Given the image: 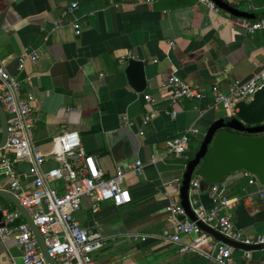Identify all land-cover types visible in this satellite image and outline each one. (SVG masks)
<instances>
[{
    "label": "crops",
    "instance_id": "crops-1",
    "mask_svg": "<svg viewBox=\"0 0 264 264\" xmlns=\"http://www.w3.org/2000/svg\"><path fill=\"white\" fill-rule=\"evenodd\" d=\"M212 1L218 12L199 0H0V61L24 80L22 97L32 100L40 118L34 140L41 152L49 156L55 137L77 132L106 179L119 168L125 173L131 203L121 208L101 203L95 210L94 202L84 198L75 214L83 228L108 237L105 248L94 254V264H215L168 241L174 229L166 220L167 207L174 200L182 204L187 165L208 128L225 116L210 108L211 88L228 91L235 81H247L261 70L264 30L250 34L239 25L246 20L241 14H258L251 0ZM74 3L78 8L70 13ZM25 50L41 56L19 73L18 58ZM130 59L145 64L144 92H137L128 78ZM174 75L201 87L207 98L171 103ZM151 110L156 114L146 122ZM124 117L134 127L126 126ZM190 128L197 134L191 135L188 157L169 155L167 141ZM138 161L142 175L133 170ZM57 165L47 157L44 169ZM20 168L27 173V165ZM225 183L236 229L264 237V186L251 185L245 171ZM55 186L65 193L64 182ZM0 189L10 190L5 178H0ZM196 198L204 209L214 208L208 190L200 188ZM16 211L13 202L0 197L3 220ZM194 238L186 235L183 242ZM251 253L248 260L243 250L234 249L233 258L238 264H264V250ZM22 255L14 238L7 244L0 239V264H23Z\"/></svg>",
    "mask_w": 264,
    "mask_h": 264
},
{
    "label": "built area",
    "instance_id": "built-area-1",
    "mask_svg": "<svg viewBox=\"0 0 264 264\" xmlns=\"http://www.w3.org/2000/svg\"><path fill=\"white\" fill-rule=\"evenodd\" d=\"M231 2L232 0H224ZM150 2V1H149ZM216 12L219 9L211 0H199ZM78 3L72 4L69 12L73 13ZM76 33L81 34L80 24L75 23ZM239 25L248 33L253 34L264 30V18L259 20L241 21ZM41 54L25 50L18 58L19 73L28 63H35ZM23 81L19 76L10 74L4 62L0 61V104L7 116L8 139L0 149V178L8 182L10 192L21 202L31 215L35 226L44 236L49 255L56 264H94V254L105 248L108 237L98 230L83 228L76 220L75 214L81 209L84 198L94 202L98 210L101 203H112L121 208L131 203L132 198L125 185V173L119 168L117 175L106 179L105 173L99 168L97 159L89 155L83 147L77 132H66L53 139V149L49 156L44 155L34 140V130L40 118L34 112L33 102L22 97ZM264 85V64L259 72L247 81H235L228 91L216 85L210 90V108L222 110L234 118L237 116V104L250 101ZM171 88L170 101L175 104L184 98L204 100L207 93L199 86H191L179 76L169 80ZM153 106V100L146 96ZM156 112L146 117V122ZM176 115V114H174ZM124 124L134 127V121L124 117ZM197 130L190 128L179 137L168 140L166 151L169 155L186 156L190 148L191 135ZM2 138V122L0 120V142ZM47 157L53 158L58 165L49 170L44 166ZM27 165V173L20 166ZM133 170L143 173V163L138 161ZM251 185L258 183L256 176L245 172ZM29 177L30 182L25 178ZM25 179V180H24ZM65 183V193L60 194L55 183ZM214 208L210 211L199 206L197 196L200 193V179L194 176L191 180L189 197L192 208L200 221L217 230L225 237L247 246L264 244V237L245 236L238 231L228 210L232 201L227 195L225 181L212 185L208 189ZM264 197V195H263ZM14 228L10 225L17 221ZM167 222L174 229L168 241L181 246V252H193L212 259L215 264H238L234 258V248L218 242L214 237L199 228L196 222L188 220L182 204L171 201L167 207ZM195 234L189 242L183 237ZM14 238L23 252V264H48L41 250L38 239L19 211L9 212L5 220L0 222V239L7 244ZM246 259L252 257L251 251H244ZM11 264H16L14 261ZM126 264H136L128 262Z\"/></svg>",
    "mask_w": 264,
    "mask_h": 264
},
{
    "label": "water",
    "instance_id": "water-1",
    "mask_svg": "<svg viewBox=\"0 0 264 264\" xmlns=\"http://www.w3.org/2000/svg\"><path fill=\"white\" fill-rule=\"evenodd\" d=\"M251 4L258 11V14L243 13L241 15L246 20L263 19L264 0H251ZM144 69L143 61L129 60L127 75L132 87L140 93L144 92L147 87ZM237 108L236 117L230 118L225 115L208 128L200 148L187 165L181 185V201L191 221L196 222L200 229L214 237L218 242L236 250L253 252L264 250V244L247 246L225 237L198 219L189 197L190 184L194 176L200 179V188L204 192L212 185L221 184L232 174L241 171L256 176L261 186H264V85L256 92L252 100L240 102L237 104ZM0 120L2 122L1 149L8 139L7 116L1 104ZM0 197H5L14 203L38 239L47 263L56 264L49 255L44 236L35 226L31 215L22 206L20 200L11 192L1 189ZM0 220V222L3 221L2 212H0Z\"/></svg>",
    "mask_w": 264,
    "mask_h": 264
},
{
    "label": "rangeland",
    "instance_id": "rangeland-1",
    "mask_svg": "<svg viewBox=\"0 0 264 264\" xmlns=\"http://www.w3.org/2000/svg\"><path fill=\"white\" fill-rule=\"evenodd\" d=\"M225 113V112H224ZM226 115V114H225Z\"/></svg>",
    "mask_w": 264,
    "mask_h": 264
}]
</instances>
